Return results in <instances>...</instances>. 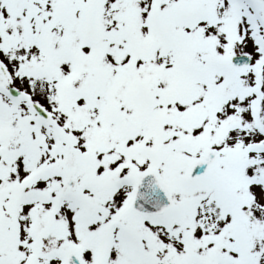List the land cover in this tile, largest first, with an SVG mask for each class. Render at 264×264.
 <instances>
[{
    "label": "snow or ice",
    "instance_id": "obj_1",
    "mask_svg": "<svg viewBox=\"0 0 264 264\" xmlns=\"http://www.w3.org/2000/svg\"><path fill=\"white\" fill-rule=\"evenodd\" d=\"M0 264H264V0H0Z\"/></svg>",
    "mask_w": 264,
    "mask_h": 264
}]
</instances>
